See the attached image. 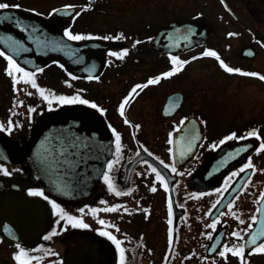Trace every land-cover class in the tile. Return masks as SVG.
Masks as SVG:
<instances>
[{
    "label": "flooded vegetation",
    "instance_id": "flooded-vegetation-1",
    "mask_svg": "<svg viewBox=\"0 0 264 264\" xmlns=\"http://www.w3.org/2000/svg\"><path fill=\"white\" fill-rule=\"evenodd\" d=\"M0 3L19 4V8L4 9L26 10L41 18L53 30L47 35L50 40L54 37L70 40L63 34L65 27L74 33L93 34L70 41L97 46L80 50L76 58L66 47V59L50 57L39 66L23 62L1 42L0 50L32 72L46 94L80 95L103 107V113L96 110L105 119L112 138L95 181L85 192L59 195L46 189L40 183L35 163L26 155L28 142H33L32 152H48L58 148L52 142L59 141L65 135L63 131L75 133L79 126L86 133L85 121L77 124L65 123L62 118L42 120L47 110L84 104H60L53 100L50 108L48 100L30 84L18 82L19 91L15 90L11 77L4 71L6 57L0 55V124L7 127L11 121L13 125L10 132L0 128V165L11 173L0 169V264H18L14 258L17 244L33 258L29 264H120L121 251L98 228L120 240L124 264H240V259L231 253L226 254L227 259L219 255L224 243L238 242H245L247 264H262L263 253H251L252 245H246L251 228L243 233L242 239L228 234L249 223L254 226L256 221L250 218L258 216L257 198L264 190L261 171L264 150L255 151L260 138H264V80L243 74L264 75V36L242 21L247 18L237 12L238 3L246 4V0H0ZM85 4L91 7L85 9ZM65 5L71 7L65 9ZM53 8L57 12L49 15ZM76 12L80 15L76 16ZM197 17L203 18V26L195 24L184 36L182 24L176 22ZM8 22L5 17L0 18V23ZM171 22L176 23L175 27L167 29L165 25ZM121 34L123 38H119ZM196 34L202 36L195 40ZM106 35L118 38L105 40ZM122 48L129 49L123 59L109 55V50ZM206 48L215 50L226 63L243 72L229 73L215 57L198 55ZM171 56H179L188 63L172 76L138 90L122 116L118 110L121 99L133 85L169 70L173 66ZM90 76L94 78L88 79ZM109 125L121 134L119 153ZM35 127L39 132L32 138ZM252 128L261 137H247L246 131ZM233 131L243 139L230 138L219 143ZM193 135L199 138L192 139ZM170 138L172 144L168 143ZM83 140L81 146L86 148L85 135ZM189 140L191 150L181 156L180 151ZM212 143L218 146L209 147ZM244 144L248 148L239 151ZM145 147L152 155L143 151ZM169 148L173 149L171 153ZM216 152L220 153L215 163L223 166V170L204 187L191 182L194 172ZM157 156L164 164L156 160ZM248 157L252 158L255 170L242 168ZM112 159L117 162L110 176L113 186L121 192L119 196L103 180L107 161ZM172 163L177 172L165 167ZM151 167L165 175V184L155 179ZM233 172L236 175L221 188ZM153 186L155 191L151 190ZM32 187L43 190L49 200L29 194ZM51 199L89 227L67 223L62 214L53 212ZM229 203L233 204L232 209L228 208ZM112 205L119 207L109 210ZM124 208L129 211H123ZM217 216L219 220L213 229L211 221ZM53 228L57 229L54 233ZM207 232L212 236L204 235Z\"/></svg>",
    "mask_w": 264,
    "mask_h": 264
},
{
    "label": "water",
    "instance_id": "water-1",
    "mask_svg": "<svg viewBox=\"0 0 264 264\" xmlns=\"http://www.w3.org/2000/svg\"><path fill=\"white\" fill-rule=\"evenodd\" d=\"M12 11L14 10H1L0 12V18L5 17L10 21L6 24L0 23V42L29 65L39 66L50 57L66 59L64 55L66 47H70L71 56L76 58L80 50L92 45L97 46L96 43H76L61 37H54L50 40L47 35L52 34L53 30L48 24L42 22L41 18L19 10H16V13H12ZM202 21L203 18L197 17L176 23L177 25L182 24L184 36H186L188 28L195 24L203 26ZM176 23L171 22L165 26L167 29L174 28ZM194 36L196 40L202 35ZM106 45L111 46V44ZM17 48L19 51L15 50ZM59 118H62L65 123L75 121L78 124L80 120L85 121L87 124L86 133L79 130V126L75 133L63 131L65 135L59 141L52 142L57 144L58 148L48 152H32L33 142L29 141L26 155L33 164L35 163V167L39 171L40 182L45 188L61 195L75 196L85 192L95 181L96 173L108 153L111 136L102 115L90 106L62 105L57 109L45 111L42 116L43 121L59 120ZM37 132L39 131H36V127L33 128L31 137L33 138ZM84 135L86 136V148L81 146L84 142ZM219 153L212 154L194 172L191 182L204 187L214 180L217 174L223 170V166H217L215 163ZM259 209L262 210L259 211L256 223L247 238L260 231L261 222L264 220V198L260 199ZM263 238L257 235V242ZM246 245L251 246L247 243Z\"/></svg>",
    "mask_w": 264,
    "mask_h": 264
},
{
    "label": "snow or ice",
    "instance_id": "snow-or-ice-1",
    "mask_svg": "<svg viewBox=\"0 0 264 264\" xmlns=\"http://www.w3.org/2000/svg\"><path fill=\"white\" fill-rule=\"evenodd\" d=\"M8 7H15V8H19L21 7V5L16 4V5H8L7 3H0V9H4V8H8ZM71 6L69 5H65L64 8H70ZM85 9L91 7V5L89 4H85L83 6ZM83 10V9H82ZM57 12V9L53 8L51 10V13H49V15H51L52 13ZM76 16H79L80 13L76 12L75 13ZM74 18V17H73ZM19 23V22H18ZM191 31V29L189 30ZM63 34L64 36L68 37L70 40H82L85 38V35L91 37L93 34L92 33H87V34H82V33H74L72 32L68 27H65L63 29ZM228 35H234V33H228ZM118 37L116 36H112V35H106L103 37V39L108 40V39H117ZM119 38H123L122 34ZM147 39H151V37H147ZM19 43V42H17ZM135 43H139V41H136ZM16 51H19V49H15ZM129 49L128 48H122L119 51H112L109 50V55L111 56H115L118 58L123 59L125 57V55L128 53ZM0 55H3L6 57L7 60V67L4 69V71L11 77L12 79V83H13V88L17 91H19V89H16V85L18 82H24L27 84H30L33 88H36L39 92V95L41 97H43L45 100H48V106L51 108L52 105V101L56 100L58 101L60 104H72V103H76L79 102L81 104L84 105H91L92 108L94 109H98L101 113L105 112V109L103 107H100L97 103H95L94 101L90 100V99H86L83 96L80 95H75L73 96H65V95H48L46 94V91L43 87H41L35 79V76L32 72L28 71L26 68L21 67L20 64H18L16 62V60L13 59V57L11 55L6 54L5 52H3L2 50H0ZM198 55L203 56V55H210L212 57H215L217 59V61L219 62V65L221 68H223L224 70H226L229 73H242L243 70L239 67H232L230 66L228 63H226L221 57L220 55L213 49L211 48H206L203 52L199 53ZM192 59H195V57H193ZM171 62H172V67L167 70V71H163L161 73H159L158 75L155 76H151L149 77L145 82L142 83H137L135 85H133V87L129 90V92L127 93V95H125L121 101L119 102V111L120 114L122 116L125 115V106L126 104L129 102L130 98H134L135 95L137 94L138 90H141L143 88H145L148 85H152V84H156L158 83L161 78H166V77H170L172 76L174 73H177L181 70V68H183V66L185 64L188 63L187 60H182L179 56H171ZM62 66V65H61ZM37 71H40V69H37ZM243 74L246 75H250L253 77H259L261 80H264V75H262L259 72H243ZM68 75H72L71 72L68 73ZM94 77H88V79H93ZM96 79H98L99 77H95ZM65 83H68V81H65ZM20 103H22V101H20ZM31 111V109H30ZM187 117L182 118L180 123L183 124L184 120H186ZM127 122V121H126ZM12 122L9 121L8 126L6 127L3 124H0V128H3L5 131H11L12 129ZM109 127L112 130L113 135L115 136V145H116V152L119 153L120 148H121V142H120V137L121 134L115 129L112 128L111 125H109ZM135 127H139V125H135ZM172 136V133H169V137ZM246 136L247 137H261V133L255 129H249L246 131ZM199 138L196 135L192 136V139H197ZM230 138H234V139H243V137L239 136L235 131L229 133L228 135H225L223 137L222 140H220V144H223L224 141L229 140ZM169 144L173 143V140L170 138L168 141ZM191 140H189L188 145L186 148L182 149L180 151V155L183 156L185 154V151H190L191 150ZM218 145L216 143H212L209 145V147L211 148H215ZM248 148L247 144H244L241 146V148L239 149V151H243L244 149ZM261 150H264V138H260V142H259V146L255 148V151L257 153L261 152ZM61 151H64V149H61ZM144 152H147L149 155H152L151 152H149V150L145 147L143 148ZM168 151L171 153L173 151L172 148H169ZM156 160H159L161 164H164V161L160 159L159 156L156 157ZM117 161L112 159V160H108L107 161V169L103 171V180L107 183L109 190L115 192L116 195H121V192L118 191L114 186H113V182H112V178L110 176V171L113 167V165L116 163ZM144 163H147V161H142ZM166 168H170L172 172H177L178 169L175 166L174 163L172 164H167L165 166ZM243 169H251V170H255L254 166L252 164V158L248 157V160L245 164L242 165ZM0 169H2L4 172L8 173V170L6 168H4L3 165H0ZM152 173L155 174V179L157 181H159L161 184H165V175L162 174L161 171L157 170V168L155 167H151L149 169ZM261 171H264V169H261ZM11 174V173H8ZM236 175L235 172L230 173L229 177L226 178L225 181V185H221V188H225L227 183L229 182L231 177H234ZM152 191L156 190V187L153 186ZM241 191H243V188L240 189ZM129 192L131 191V189L128 190ZM213 191H216L218 194H221L219 192L218 189H213ZM29 194L31 195H37V196H41L43 197L45 200H49V197L47 195H45V192L43 190H41L38 187H32L28 189ZM264 198V190H262L260 192V195L257 199H261ZM50 203L52 205V210L54 213L56 214H62L63 217L65 218L67 223H71V224H76L79 227L82 228H87L89 227L88 224L84 223V221L77 216H73L70 213L64 211L60 204L57 203V201L55 199H51ZM119 207V205H112L111 208L109 210H113L115 208ZM233 204L229 203L228 204V208L232 209ZM262 209L257 208V211H261ZM81 212L84 211L83 208L80 209ZM93 212L96 211L95 208L92 209ZM123 211L128 212L129 209L128 208H124ZM171 204H169V216H171ZM231 214V213H230ZM237 220H239V217H236ZM251 221H256L257 220V216L256 215H252L251 216ZM219 220V216H217L216 218L212 219L211 221V227L213 229L216 228L217 226V222ZM101 224H104L105 221L100 220ZM225 223H227V221H225ZM240 223H244L242 220L240 221ZM169 224H171V220H169ZM208 225H206L207 227ZM253 225L251 223H249L247 225V227L243 228L242 230H240L239 228H237L236 230L231 231L230 233H228L230 236L232 237H236V238H241L243 237V233H246L249 231L250 228H252ZM56 228H53L52 231L53 233L56 232ZM98 232H100L103 236L107 237L108 239H110L113 243L116 244V247L119 251H121V260H120V264H124V260H123V249L121 248L120 245V240L113 235L111 232L104 230L103 228H98L97 229ZM171 233H172V229L169 228V235H170V242H171ZM204 235L211 237L212 233L211 232H207L204 233ZM257 235L264 237V220H262L261 222V227H260V231L259 233H253L249 238H247L246 243L248 245H252L250 251L251 253H264V240L257 242ZM18 251H16L14 253V258L16 259V261L18 262V264H29L30 261H32V257H30L27 254V250L25 248H23L21 245L17 244L16 245ZM227 253H231L232 255L238 257L240 259V264H247V261L245 259L246 253H245V242H238L236 245H229L227 243H224V246L222 248V250L219 251V255L220 257H224L225 259H227L226 254ZM34 264V262H33Z\"/></svg>",
    "mask_w": 264,
    "mask_h": 264
},
{
    "label": "rangeland",
    "instance_id": "rangeland-1",
    "mask_svg": "<svg viewBox=\"0 0 264 264\" xmlns=\"http://www.w3.org/2000/svg\"><path fill=\"white\" fill-rule=\"evenodd\" d=\"M236 10L240 16L247 18L242 21L264 36V0H246V4L238 3ZM216 14L219 15L217 10ZM262 255V264H264V253Z\"/></svg>",
    "mask_w": 264,
    "mask_h": 264
}]
</instances>
